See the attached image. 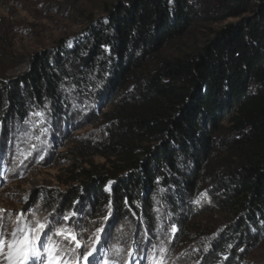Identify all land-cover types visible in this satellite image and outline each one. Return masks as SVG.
I'll return each mask as SVG.
<instances>
[{"label": "trees", "instance_id": "obj_1", "mask_svg": "<svg viewBox=\"0 0 264 264\" xmlns=\"http://www.w3.org/2000/svg\"><path fill=\"white\" fill-rule=\"evenodd\" d=\"M209 1L205 12L198 0L106 4L84 38L63 40L18 77L0 80V124L7 131L33 108L62 119L109 103L102 155L110 166L95 165L92 148L82 147L77 158H88L90 167L72 171L79 187L43 191L39 200L68 212L79 201L89 213L140 216L154 227L152 207L162 191L179 238L189 241L200 213L191 202L209 191L212 214L231 219L211 255L238 264L264 240V0ZM229 19L241 20L211 30L202 47L164 54L202 21ZM225 122L233 124L229 140L222 138Z\"/></svg>", "mask_w": 264, "mask_h": 264}, {"label": "rangeland", "instance_id": "obj_2", "mask_svg": "<svg viewBox=\"0 0 264 264\" xmlns=\"http://www.w3.org/2000/svg\"><path fill=\"white\" fill-rule=\"evenodd\" d=\"M112 1L0 0V80L7 83L18 77L29 67L33 57L55 49L59 42L84 38L88 21L103 16L104 6ZM208 2L198 0L199 11L207 10ZM201 14L204 18L205 15ZM240 20L202 21L190 36L169 46L164 54L175 56L202 47L208 36H212L211 30H221ZM110 111L109 103L101 108L95 104L80 110L77 108L61 119L47 110L33 108L22 121H11L7 131L0 124V209L7 210L0 213L2 230L14 231L19 213L26 209L25 216L30 217L35 211L41 219L48 217L50 224L71 227L82 243L91 244L96 228L103 227L93 264L97 261L98 264H105V261L107 264H227L228 257L216 260L211 249L231 219L228 215L212 214L215 204L209 191L200 192L191 202L192 207L200 212L194 222L197 221L195 224L201 229L195 233V224L189 226L188 229L194 231L190 233L189 241L179 238L177 217L162 191L157 194L152 207L154 227H148L147 221L140 216L132 221L109 217L108 212L89 213L79 201L68 212L60 211V207L46 208L39 200L43 191L68 192L79 187L72 171L80 173L79 166L90 167L88 158H77L82 147L92 148L94 156L91 161L95 165L110 166L102 155L103 146L109 140L103 115ZM36 113L43 115L37 116ZM232 128V123L225 122L222 138H232L235 134ZM111 188L112 184H109L108 190ZM73 212L75 216H71ZM180 212L186 214V204ZM110 214L113 215L114 210ZM64 216H70V219L63 220ZM216 220L218 225H215ZM207 229L213 231L204 234L208 233ZM52 238L54 241L60 239ZM41 239H44L43 235ZM63 246L68 247L69 242L64 241ZM0 264L5 261L0 259ZM238 264H264V240L255 244Z\"/></svg>", "mask_w": 264, "mask_h": 264}, {"label": "snow or ice", "instance_id": "obj_3", "mask_svg": "<svg viewBox=\"0 0 264 264\" xmlns=\"http://www.w3.org/2000/svg\"><path fill=\"white\" fill-rule=\"evenodd\" d=\"M40 159L42 160L43 156ZM27 199L25 197V201ZM6 211L0 209V213ZM26 211L25 209L19 213L16 229L11 233L2 230L0 225V259L5 261V264H93V261H96V244L104 231L103 227L96 228L91 244L82 243L71 227L50 224L48 217L41 219L36 216L35 211L30 217L25 216ZM75 215L76 213H71V216ZM62 219L68 220L70 216H64ZM53 236L60 239L54 241ZM64 241L69 242L68 247L63 246Z\"/></svg>", "mask_w": 264, "mask_h": 264}]
</instances>
